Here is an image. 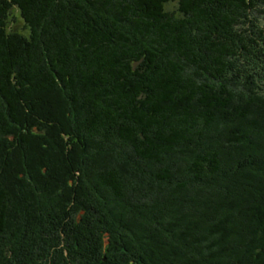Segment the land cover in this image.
Here are the masks:
<instances>
[{
  "label": "trees",
  "instance_id": "obj_1",
  "mask_svg": "<svg viewBox=\"0 0 264 264\" xmlns=\"http://www.w3.org/2000/svg\"><path fill=\"white\" fill-rule=\"evenodd\" d=\"M218 122L248 133L227 167L197 146ZM215 179L248 201L215 212ZM256 199L264 0H0V264H264ZM224 222L240 241L214 251Z\"/></svg>",
  "mask_w": 264,
  "mask_h": 264
},
{
  "label": "rangeland",
  "instance_id": "obj_2",
  "mask_svg": "<svg viewBox=\"0 0 264 264\" xmlns=\"http://www.w3.org/2000/svg\"><path fill=\"white\" fill-rule=\"evenodd\" d=\"M175 8V4H173V3H170L169 4V6H168V9L169 10H173ZM14 13H16L15 11H14ZM12 26H15V27H17L18 29L20 28H22V22H21V20H17V22L15 23V24H13ZM240 112L239 111H236V113H233V112H230L229 114H227V117L226 118H234V117H237L236 116V114L237 115H240L239 114ZM235 114V115H234ZM225 117V116H224ZM222 115H219V118H224ZM220 120V119H219ZM246 126H244V128H243V126L240 124V123H238V122H234L233 124H231V123H229V124H226V123H217V124H215L211 129H209V130H207V132H206V130L204 131V132H201V135L203 136V138L204 139H202L200 142H198L197 143V146H199L200 145V143L202 142V143H204V140L206 139V140H211V142L212 143H210V145H211V147L212 146H214L215 145V147H218V145H220V146H223L224 147V150H222V152L220 153L221 155V158H222V164H221V166L222 167H227V165H228V162H229V164H231L232 163V161H233V159L231 158V156L229 155V151L228 150H230V148H228V145H227V141L228 140H235L236 142H237V140L239 139V137L241 138V141H242V138L243 139H245V136L248 134L247 132H246ZM231 131V132H230ZM208 134V135H207ZM214 144V145H213ZM209 145V146H210ZM241 145V146H240ZM240 145H232L233 146V148L236 150V151H238V150H240V149H245L244 148V146H243V143H241ZM225 146H227V147H225ZM230 147V146H229ZM193 148H194V146H193ZM192 148V149H193ZM219 148V147H218ZM231 151V150H230ZM234 151V150H233ZM116 153H117V155L120 157V158H122V161L123 162H125V165H126V168L127 169H133V170H135L136 172L137 171H141V175L143 174L142 172H143V165L144 164H142V163H140V162H137L136 160L137 159H134V158H132V160H127V157L129 156V154L127 153V152H125V151H123V152H120V153H118L117 151H115ZM232 152V151H231ZM109 155H111V153H109ZM114 156V155H113ZM131 157H133V156H131ZM174 162V164L173 165H175V164H180L181 165V167H182V165H183V167H184V164L181 162V160H174L173 161ZM170 163H172V162H170ZM144 169H145V172H146V174H148V173H150L151 172V170L150 169H148V168H145L144 167ZM228 174H229V176H230V173L228 172V171H226ZM185 173H180V174H175V177H176V179H178V180H185L186 181V175H184ZM149 177V176H148ZM229 180H231L230 178H229ZM224 181V180H223ZM222 180H220V179H218V180H211V191H213L212 193H214V191L216 190V191H223V192H216L215 191V195L213 196V194L211 193L210 194V203H211V205L215 208L214 210H215V212H221L220 210H221V208H220V206H219V204L221 203V202H223V205H224V207H226L225 206V204H226V202H227V204L228 205H234V206H241V205H243V204H245V202L244 201H248V199H245L244 201H242V202H240L241 200H239V199H234L233 198V196L232 195H229L230 194V192H229V194H226L227 193V190L228 189H217V188H219V186H221V185H223V187H226L227 185L225 184V183H228V185H230V183L228 182V180L227 181H224L223 182ZM149 183H151L152 185H151V187H154V189H161L163 186V183H161V182H157V181H154V180H151L150 179V177H149ZM209 186V185H208ZM231 186V185H230ZM261 193V192H260ZM260 195V194H259ZM232 199H234V200H232ZM238 201L239 203H240V205L238 204V203H235L234 204V201ZM126 202H128V200H123V202H121L122 204H118V206H120V205H124ZM244 202V203H243ZM254 202H258V204H256V207H259V208H261V210H264V204H262V203H260V202H262L261 200H258V199H256ZM248 206H251L250 204L248 205ZM244 207V206H243ZM236 208V207H235ZM248 208V207H247ZM213 210V211H214ZM183 212H184V210H182ZM224 213H227V217H229L230 218V223H232L233 222V224H231V226L232 225H234V227H238V229H240L241 228V234L243 233L244 234V236H245V229H244V227H246L248 224H245L246 223V214H244V216L242 215H240L239 213H236L235 211H227L226 210V212H224ZM223 213V214H224ZM182 214V212H180V214H179V217H180V215ZM242 214V213H241ZM183 215V214H182ZM181 215V216H182ZM175 217L176 216H178V215H174ZM203 216V215H202ZM201 216V217H202ZM207 218V216H204L203 217V220H204V222H207L206 221V218ZM219 218H220V215H216V224H217V222H219L220 220H219ZM240 221H242V225H240L239 223H240ZM234 222H235V224H234ZM212 224V223H211ZM218 225V224H217ZM223 225V226H222ZM240 225V226H239ZM227 227V228H226ZM208 228H211V225H209L208 226ZM212 228H213V226H212ZM219 228H221L223 231H220V232H217V233H215V235L214 234H211V233H209L208 234V231L209 230H207V227H204V231H202V236L203 237H205V236H208V235H211V236H209V241L211 240V241H213V242H216V246L217 247H215V249H214V251H216V250H218L219 248H221V246H222V242H223V244H225V246H227V245H230V246H232V247H234L233 245L234 244H236V242L238 243V241H240V239L238 238V237H240V236H235V237H229L230 235H229V233L227 232H225V230H224V228L225 229H229V228H232V227H230V226H228V225H226V223L224 222L223 224H221L220 226H219ZM244 229V230H243ZM219 230V229H218ZM195 239H198V238H195ZM218 242V243H217ZM209 243V242H208ZM208 243L205 241H203L202 242V244L201 245H203V246H207L208 245ZM208 253H213V251L212 250H209V251H207Z\"/></svg>",
  "mask_w": 264,
  "mask_h": 264
}]
</instances>
